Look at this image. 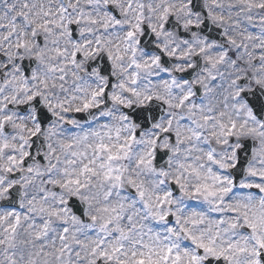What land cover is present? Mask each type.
Returning <instances> with one entry per match:
<instances>
[{"label": "snow or ice", "instance_id": "snow-or-ice-1", "mask_svg": "<svg viewBox=\"0 0 264 264\" xmlns=\"http://www.w3.org/2000/svg\"><path fill=\"white\" fill-rule=\"evenodd\" d=\"M0 264H264V0H0Z\"/></svg>", "mask_w": 264, "mask_h": 264}]
</instances>
